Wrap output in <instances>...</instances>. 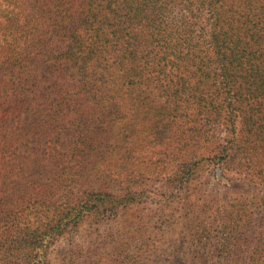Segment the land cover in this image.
I'll return each instance as SVG.
<instances>
[{
    "label": "rangeland",
    "instance_id": "1",
    "mask_svg": "<svg viewBox=\"0 0 264 264\" xmlns=\"http://www.w3.org/2000/svg\"><path fill=\"white\" fill-rule=\"evenodd\" d=\"M205 1L167 9L175 45L155 43L147 67L138 56L130 83L67 58L73 22L28 37L0 20V264H264V160L214 158L228 128ZM261 1L221 11L226 44L238 39L249 63L264 48L247 45Z\"/></svg>",
    "mask_w": 264,
    "mask_h": 264
},
{
    "label": "trees",
    "instance_id": "2",
    "mask_svg": "<svg viewBox=\"0 0 264 264\" xmlns=\"http://www.w3.org/2000/svg\"><path fill=\"white\" fill-rule=\"evenodd\" d=\"M177 2L178 0H0V20L7 21L9 29H17V34H27L28 37L41 32L39 30L43 27L60 29L73 22L70 35L75 42H71L66 52L69 55L67 58L74 61L80 59L81 71L86 76L91 74L105 80V75L109 76L115 67H120L125 72L122 79L129 81L131 76L127 68L131 62L138 60V56L141 66L147 67L150 48L155 43L165 41L168 48L175 45L174 34L164 36L163 31L161 33V23L167 15V9L170 10L171 6L174 8ZM204 4L209 13L210 47L218 72V104L219 108H225L227 112L228 138L225 144L216 148L214 158L218 164L221 161L222 166L226 167H232L238 157H241L238 162H250L248 159L256 155L264 160V104L249 100L251 97L254 100L264 97V86L256 87L264 85V48L257 52L253 63H249L247 52L237 45L238 39L233 41L232 46L226 44L230 37L221 26V11L225 0H207ZM261 9L264 13V1H261ZM250 25V42L247 45L264 46V21L252 22ZM79 29H87L86 32L91 30L92 40L89 42L78 36ZM80 52L83 53L79 55ZM258 60L261 62L257 63ZM167 63L165 57H160L155 64L159 67V76ZM141 77L142 75L138 78ZM249 88L255 94H249L250 98H247L245 92ZM166 89L170 92L169 86ZM248 100L250 103H247ZM183 101L184 98L175 103L170 101L169 108H178ZM246 143L252 146L248 148ZM257 164L256 161V166ZM91 201L93 200L86 201L83 209L76 213V220L88 213ZM95 201L101 208L115 203L111 196H98Z\"/></svg>",
    "mask_w": 264,
    "mask_h": 264
}]
</instances>
